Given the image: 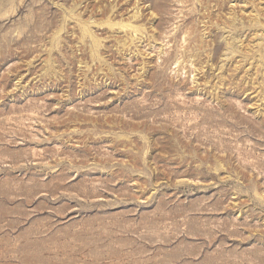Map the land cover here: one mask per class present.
I'll use <instances>...</instances> for the list:
<instances>
[{
    "label": "rangeland",
    "instance_id": "rangeland-1",
    "mask_svg": "<svg viewBox=\"0 0 264 264\" xmlns=\"http://www.w3.org/2000/svg\"><path fill=\"white\" fill-rule=\"evenodd\" d=\"M0 264H264V0H0Z\"/></svg>",
    "mask_w": 264,
    "mask_h": 264
},
{
    "label": "bare ground",
    "instance_id": "bare-ground-1",
    "mask_svg": "<svg viewBox=\"0 0 264 264\" xmlns=\"http://www.w3.org/2000/svg\"><path fill=\"white\" fill-rule=\"evenodd\" d=\"M134 10V9H133ZM137 13V12H136ZM133 14H134V12H133ZM131 18H132V16H131ZM134 18V17H133ZM136 19V18H135ZM128 33V32H127ZM128 35V34H127ZM134 36H137V35H134ZM129 38V37H128ZM131 38V37H130ZM131 40V39H130ZM132 40H133V37H132ZM134 40H135V38H134ZM139 41V40H138Z\"/></svg>",
    "mask_w": 264,
    "mask_h": 264
}]
</instances>
